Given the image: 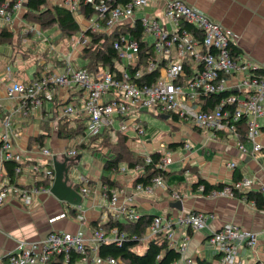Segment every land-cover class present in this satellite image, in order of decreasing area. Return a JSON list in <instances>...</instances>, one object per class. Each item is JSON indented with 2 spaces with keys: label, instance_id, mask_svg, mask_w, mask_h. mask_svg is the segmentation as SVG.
Masks as SVG:
<instances>
[{
  "label": "built area",
  "instance_id": "built-area-1",
  "mask_svg": "<svg viewBox=\"0 0 264 264\" xmlns=\"http://www.w3.org/2000/svg\"><path fill=\"white\" fill-rule=\"evenodd\" d=\"M10 1L4 0L0 7V20L4 22L12 20L8 9ZM64 3L75 15L82 4H89L94 10L95 18L78 31L76 46L83 50L92 45V37L87 32L105 37L116 33L115 37L111 36L116 58L111 67L99 68L89 74L83 67L75 66L70 56H67L60 68L43 69L29 83L11 80L6 92L9 96L15 94L18 97V105L1 121L0 162L15 160L17 165L14 172L19 174L23 170L20 158L13 151V117L27 116L32 109L41 107L44 100H52L55 88L75 91L76 97L67 102L58 99L56 114L58 118H84L85 137L100 136L105 129H117L124 134L131 129L142 134L143 128L134 116L150 109L177 114L214 135L218 132L237 135L235 122L244 117L247 127L245 136L251 148L247 150L241 141H237L236 145L247 155L264 158V146L257 141L260 134L259 120L264 116V66L232 54L234 44L231 30L183 0H64ZM22 8L23 0H13V12ZM136 9L144 11L139 18ZM181 23L190 25L196 32L187 30ZM137 24L141 26L138 38L131 32ZM31 28H24V33ZM140 42L143 44L141 48ZM141 50H145L146 59L142 58ZM152 71H157L156 78L149 84L143 83L145 73ZM245 73L248 76H244ZM220 92H227L226 96L211 110H203L200 96ZM68 141L70 147L64 149L62 154L74 157L78 154L76 146L82 139L69 138ZM38 151L50 160L54 156L46 146H40ZM144 159L146 163L151 162L148 154L144 155ZM166 165L167 159L162 158L155 166L165 169ZM227 166L233 169L236 164L229 162ZM260 166L264 170V162H260ZM41 169L40 161L29 165L31 172L41 173L42 179L47 178L52 183L54 170ZM135 169L142 170V166H136ZM161 180V177H155L151 181L152 185L136 184V187L150 191ZM77 181L80 184L79 193L87 195L88 177L78 174ZM251 185L250 179L242 177L210 194L228 196L233 190H249ZM40 190L46 189L41 185L27 187L14 181L8 182L0 186V205L18 198L29 202L32 194ZM259 190L264 192V185ZM117 200L116 194L112 192L110 209L114 220L136 221L140 217L132 204H117ZM64 215L61 213L49 221ZM75 217L84 223L83 215L78 213ZM213 217L214 214L199 211L177 216L155 215L146 229L145 238L162 234L170 246L181 253L180 259L172 264H194L191 258L185 256L189 236H179L176 228L184 225L192 230H200ZM107 218L105 216L104 220ZM124 236L123 232L119 233L115 228L111 229L107 237L100 229H94L89 234L84 229L75 233L49 231L38 242H20L17 251L8 255L5 264H51L54 255L62 254L68 259L71 252L81 255L82 264H116L119 260L100 258L97 248L103 241L120 242ZM207 241L217 254L216 264H244L239 258L241 248L253 249L258 245L254 232L235 223H226L213 231ZM262 251L264 253V246ZM257 264H264V261Z\"/></svg>",
  "mask_w": 264,
  "mask_h": 264
},
{
  "label": "crops",
  "instance_id": "crops-1",
  "mask_svg": "<svg viewBox=\"0 0 264 264\" xmlns=\"http://www.w3.org/2000/svg\"><path fill=\"white\" fill-rule=\"evenodd\" d=\"M183 1L201 10L222 27L231 30L233 46L238 50L237 55L240 58L250 59L256 64L264 66V0ZM25 2L26 0H23V4ZM53 6L65 7L64 0H45V5H42L41 8L52 9ZM24 12L25 6L23 5L22 9L13 12L10 22L0 20V31L6 29L12 34L11 42L0 41V131L3 130L2 119L18 105V97L15 94L9 96L6 92V86L11 80L29 83L33 80L37 69L44 67L43 69L57 70L62 65H56L54 60H64L67 56H70L75 66L80 64L83 66L88 61L82 56L83 50H80L75 44L78 32L71 40L61 39V31L57 25L41 29L38 24L26 21L23 17ZM75 17L80 27L88 25L90 19L95 18L94 14L88 17L80 11ZM27 27L32 28L24 33L23 29ZM51 30L52 34H46ZM18 35L22 37L20 40H18ZM41 42L50 47L38 51V45ZM47 49L58 51H55V55L50 57L47 54ZM75 97L73 89L55 88L52 100H44L41 107L32 109L27 116L16 115L13 117V131L11 132L13 151L20 158L23 170L19 174L13 171L12 177H10L5 162H0V186L11 181L27 187L33 186L35 183L45 186L44 184L47 182H40L42 181L41 173L31 172L29 165L40 161L42 163L41 171L53 169L52 159L50 160L49 157L39 153L38 149L41 145L34 140L42 135V146L48 147L57 159L62 158L64 149L70 147V143L69 137H64L58 132L57 121L61 117H57L55 104L58 99L67 102L68 99ZM141 112L134 118L141 124L143 133L139 134L128 129L125 133L127 136L126 146L134 154L143 158L144 155L159 152L161 159H167L166 168L163 169L166 174L162 177L161 183L146 192L138 189L135 183V179L143 174L144 170L128 168L125 163H122L117 170H106L107 173L104 175L102 173L104 161L95 160L94 167L85 175L89 179V193L83 197L80 206L61 201L50 192L51 186L44 187L46 190L32 194L29 202L18 198L2 204L0 205L1 263H6L8 255L17 251L20 242L27 244L38 242L43 240L49 231L75 233L79 229H84L89 234L94 229L92 228L94 222L104 220L105 216L112 215L110 198L105 193L106 185L103 183L102 177L115 184L112 192L117 196V204L128 202L140 215L177 216L190 211L214 214V217L209 218L206 226L200 230H192L184 225L176 228L179 236H189L185 256L191 258L193 263L197 258L215 262L217 255L215 249L208 243L207 237L226 223L238 224L241 228L257 235V247L253 249L241 248L239 258L243 263L257 264L259 261H264L262 251L264 246L263 210L258 209L253 202L231 194L212 196L204 194L200 188L193 189L192 187L199 179L212 185L231 184L235 181V172H238L241 177L252 181L249 190L261 192L259 188L264 185V170L261 168L260 162H264V158H254L240 151L236 145L240 139L234 133L221 132V134L214 135L191 121L181 118L173 119L170 114H167V119L173 123L172 129L175 134L172 135L168 132L160 134L159 137V134L153 130L149 135H146L147 125L144 120L140 121ZM77 118L85 122L84 118L78 116ZM259 123L260 134L257 136V141L264 146V116L259 120ZM115 132H119V130L109 131L110 143L116 139ZM12 133L16 135L13 136ZM100 140L101 138L96 142ZM241 143L247 150H250L251 143L249 141L245 140ZM245 143H249L248 147L245 146ZM178 150L181 151L179 155L175 153ZM80 152L78 151V153ZM229 162H234L236 167L229 168L227 166ZM47 165L50 167L47 168ZM69 181L79 191V182L70 178ZM262 193L264 194V192ZM71 209H77V214L83 215V224L75 216L66 215V210ZM61 213L65 215L49 221L51 217ZM145 247L143 246L141 251Z\"/></svg>",
  "mask_w": 264,
  "mask_h": 264
},
{
  "label": "trees",
  "instance_id": "trees-1",
  "mask_svg": "<svg viewBox=\"0 0 264 264\" xmlns=\"http://www.w3.org/2000/svg\"><path fill=\"white\" fill-rule=\"evenodd\" d=\"M13 0L9 2L8 9L13 14L11 10V4ZM3 1L1 0V4ZM25 6V12L23 17L26 21L30 23H35L40 26L41 29H48L54 25H57L61 31V39L71 40L74 35L80 30V24L77 21L75 14L69 11L66 7L53 6L52 9L45 7V0H26L23 4ZM1 7V6H0ZM80 13L84 16L90 17L94 13L93 8L89 4H82ZM187 30L196 32L190 25L186 23H181ZM141 26L137 24L134 30H131L132 34L137 38L141 35ZM9 30L3 29L0 31V41H10L12 34L8 32ZM92 37V45L83 49L82 56L88 59L87 63L83 65V68L90 74L99 68H109L116 58V50L113 48L111 36L115 37L116 33L110 34L107 37L101 34H90ZM19 40L22 38L18 35ZM19 42V41H18ZM143 44L140 42V48ZM232 54H237L238 50L234 47L231 48ZM46 53V52H45ZM142 58L146 59L147 54L145 50H141ZM56 65H63V60L55 59ZM63 63V64H62ZM44 67L37 69L34 78H36ZM157 76V71L147 72L143 76V83L149 84ZM33 78V79H34ZM32 81V80H31ZM227 92L213 93L201 95L199 100L202 105V109L207 111L215 107L221 98L226 96ZM57 103L55 104L56 107ZM173 119L181 118L177 114H170ZM183 119V118H181ZM58 132L60 135L69 138H79L82 139L81 143L76 146L78 151L84 149H107V157L103 164V169L105 170H117L122 163H125L128 168H135L136 166H142L144 170L135 179L136 184H141L142 186L152 185V179L155 177L165 176V171L156 167L155 165L160 161L161 155L159 152H154L150 154L151 162L146 163L145 159L141 156L134 154L126 146L127 136L124 133L115 132L116 139L114 142L110 143L109 129H105L100 136L85 137V122L77 117H61L57 121ZM236 132L240 141L246 140L247 127L245 124V118H241L239 121L235 122ZM47 129V128H46ZM217 134H221L218 132ZM100 144L96 141L100 139ZM34 141H38L39 145H43V136L39 135ZM6 167L8 169V174L12 177L13 171L17 162L15 160L5 161ZM235 181L241 179V175L238 172L234 174ZM47 182L43 187H50L49 180L42 179L40 182ZM105 186V193L108 198L112 195V189H114L115 184L105 177H102ZM39 182V181H38ZM39 185V183H35ZM227 184H209L203 179H199L196 183L192 185L193 189H199L202 186V192L204 194H210L213 190L222 189ZM231 195L245 199L246 201L253 202L255 206L264 210V194L255 190H245L237 191L233 190ZM70 213L75 214V209L68 210ZM76 215V214H75ZM155 215H140L136 221L127 220H114L110 215L106 220H97L93 223L92 228L100 229L104 232V237L109 236L111 229L115 228L119 233L123 232L125 234L124 238L120 241H103L97 248V255L102 259L113 258L119 260L116 264H172L181 257V253L170 246L166 237L162 234H158L153 237L145 238L146 229L151 223ZM92 229V230H94ZM209 236L207 237V239ZM145 240V249L143 251H138L136 247ZM217 255V254H216ZM217 257V256H216ZM81 255L76 252H71L68 259L62 254L54 255L50 262L51 264H82L80 261ZM5 264V263H3ZM194 264H216L213 261H209L204 258H197Z\"/></svg>",
  "mask_w": 264,
  "mask_h": 264
},
{
  "label": "rangeland",
  "instance_id": "rangeland-1",
  "mask_svg": "<svg viewBox=\"0 0 264 264\" xmlns=\"http://www.w3.org/2000/svg\"><path fill=\"white\" fill-rule=\"evenodd\" d=\"M135 11L137 12V16L139 18L142 15V11L143 10L140 11V10L136 9ZM159 11L162 12L161 9H159ZM46 34H52V30L46 32ZM18 40H19V38H18ZM46 47H50V46L47 45V44H44L43 42H41L38 45V49L37 50L38 51H41V50L46 49ZM55 51H58V50H54V51L48 50L47 51V54L50 57H53L55 55ZM78 63H80V62H78ZM79 66H82V64H80ZM244 76H248V73H245ZM160 115L163 116V115H167V114L162 113V112H160V111H158L156 109H154V110L153 109H150V111H143V112L140 113V121L144 120L145 121V124L147 125L146 135H149L150 134V131H153V130L156 133L159 134V137H160V134H167L168 132H170L172 135L175 134L174 133L175 132L174 129H172V124L173 123H171L169 121V119H167V118H163V117L161 118ZM142 138H144V137H142ZM96 143L97 144H100V141L99 142H96ZM248 145H249V143H245V146L246 147H248ZM175 153H177L179 155V154H181V151L178 150ZM78 154H81V158H80V160L74 166H72L70 168L69 174H68L69 175V178L71 180H73V181H76V182H77V175L78 174L87 175V173L90 172V170L92 169V167H94V165H95V160L101 161V162H103V161L106 160L107 150L87 149V150H83V151L81 150V152L78 153ZM46 167L49 168L50 165H47ZM102 173L105 175L107 172H106V170L103 169L102 170ZM146 192H149V191H146ZM82 197H84V196H82ZM66 211H67V213L69 212L68 210H66ZM75 214H77V209L75 210ZM75 214L70 213L71 216H76ZM145 242L146 241L143 240L141 242V244L136 247V249L138 251H141V248L143 246H145Z\"/></svg>",
  "mask_w": 264,
  "mask_h": 264
},
{
  "label": "water",
  "instance_id": "water-1",
  "mask_svg": "<svg viewBox=\"0 0 264 264\" xmlns=\"http://www.w3.org/2000/svg\"><path fill=\"white\" fill-rule=\"evenodd\" d=\"M167 118V115L161 116ZM81 158V154H77L74 157H68L63 155L61 159H57L55 156L52 158V165L54 170V180L50 187V192L70 205L80 206L82 204V195L76 189V187L69 181V170L74 166Z\"/></svg>",
  "mask_w": 264,
  "mask_h": 264
}]
</instances>
